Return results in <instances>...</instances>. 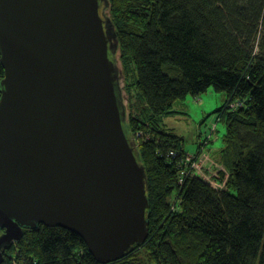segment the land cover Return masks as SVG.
<instances>
[{
  "label": "trees",
  "instance_id": "obj_1",
  "mask_svg": "<svg viewBox=\"0 0 264 264\" xmlns=\"http://www.w3.org/2000/svg\"><path fill=\"white\" fill-rule=\"evenodd\" d=\"M108 1L102 13L118 34L126 121L150 201L147 241L111 264H264V0ZM4 75L0 60V83ZM209 88L226 95L217 119L226 134L215 153L209 139L196 149L197 162L208 156L200 172L164 119ZM217 172L218 189L203 176ZM4 257L100 264L81 237L43 225L24 230Z\"/></svg>",
  "mask_w": 264,
  "mask_h": 264
},
{
  "label": "water",
  "instance_id": "obj_2",
  "mask_svg": "<svg viewBox=\"0 0 264 264\" xmlns=\"http://www.w3.org/2000/svg\"><path fill=\"white\" fill-rule=\"evenodd\" d=\"M108 4L0 0V264L40 225L78 235L100 264L149 237Z\"/></svg>",
  "mask_w": 264,
  "mask_h": 264
},
{
  "label": "rangeland",
  "instance_id": "obj_3",
  "mask_svg": "<svg viewBox=\"0 0 264 264\" xmlns=\"http://www.w3.org/2000/svg\"><path fill=\"white\" fill-rule=\"evenodd\" d=\"M104 16L106 18L109 17L106 14ZM133 90H136V87H133ZM137 94V91H135V95ZM225 102V93L217 92L214 88H209L207 92L198 97L188 96L185 100L178 101L174 106L173 114L164 119L165 126L183 138L185 149L191 157L188 160L193 168H195L196 163V168H202L201 166L208 160V156H205L206 160L203 159L200 166L197 160L194 159L197 153L196 149L204 141L209 139L206 151H209L211 154L223 147L226 124L223 120L217 121V119L224 108ZM211 127L215 128L214 131ZM210 133L211 136L208 138V134ZM189 152H193L194 154ZM217 177L218 174L211 176L204 175L205 182L211 187H213L211 185L212 180L215 179L217 181Z\"/></svg>",
  "mask_w": 264,
  "mask_h": 264
},
{
  "label": "built area",
  "instance_id": "obj_4",
  "mask_svg": "<svg viewBox=\"0 0 264 264\" xmlns=\"http://www.w3.org/2000/svg\"><path fill=\"white\" fill-rule=\"evenodd\" d=\"M201 162H202V160L200 161V162H198V164L201 166ZM197 164V163H196ZM196 164H195V168H196ZM202 167V166H201ZM196 169H198V168H196ZM200 172H202V168H200V169H198ZM220 172H222V169L220 168ZM220 172H217V173H215V174H218V177H220ZM215 174H213V175H215ZM205 174H203V176H204ZM217 177V178H218ZM211 185H213V187L214 188H216V189H218V188H222V185L221 184H219L218 183V181H216L215 179L214 180H212V182H211Z\"/></svg>",
  "mask_w": 264,
  "mask_h": 264
},
{
  "label": "crops",
  "instance_id": "obj_5",
  "mask_svg": "<svg viewBox=\"0 0 264 264\" xmlns=\"http://www.w3.org/2000/svg\"><path fill=\"white\" fill-rule=\"evenodd\" d=\"M189 153L194 154L193 152H189Z\"/></svg>",
  "mask_w": 264,
  "mask_h": 264
}]
</instances>
